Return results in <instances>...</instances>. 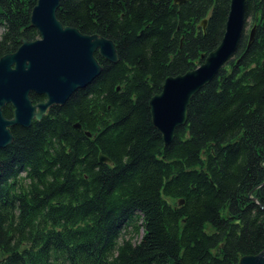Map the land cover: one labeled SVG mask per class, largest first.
I'll return each mask as SVG.
<instances>
[{
  "label": "trees",
  "instance_id": "trees-1",
  "mask_svg": "<svg viewBox=\"0 0 264 264\" xmlns=\"http://www.w3.org/2000/svg\"><path fill=\"white\" fill-rule=\"evenodd\" d=\"M36 3L0 0V58L39 38ZM230 4L61 1L59 21L113 40L119 61L97 53L103 71L87 88L11 129L0 148V264H239L264 250V0H248L238 50L171 144L149 108L169 76L220 45Z\"/></svg>",
  "mask_w": 264,
  "mask_h": 264
},
{
  "label": "water",
  "instance_id": "water-1",
  "mask_svg": "<svg viewBox=\"0 0 264 264\" xmlns=\"http://www.w3.org/2000/svg\"><path fill=\"white\" fill-rule=\"evenodd\" d=\"M61 1L37 0L31 13V26L38 30L39 38L34 41L23 38L16 52L0 58V148L14 142L12 128L31 127L34 120L41 121L51 108L64 106L76 91L87 88L103 71L97 53L109 62L119 61L113 40L98 34H84L59 21L57 13ZM187 1L175 0L178 4ZM247 4L248 0H231L220 45L204 56V62L195 69L169 76L161 93L151 98L152 122L162 134L165 145L171 144L177 129L187 124L193 97L217 76L238 50L245 30ZM255 31L256 26L249 33L250 44ZM33 93L45 96L46 100L34 104ZM8 105L13 108L12 118L4 115ZM99 159L101 163H112L103 153ZM239 264H264V250L243 256Z\"/></svg>",
  "mask_w": 264,
  "mask_h": 264
},
{
  "label": "rangeland",
  "instance_id": "rangeland-1",
  "mask_svg": "<svg viewBox=\"0 0 264 264\" xmlns=\"http://www.w3.org/2000/svg\"><path fill=\"white\" fill-rule=\"evenodd\" d=\"M250 21V20H249ZM248 32L250 31V27L247 28Z\"/></svg>",
  "mask_w": 264,
  "mask_h": 264
}]
</instances>
